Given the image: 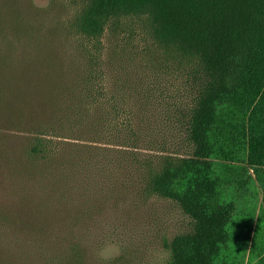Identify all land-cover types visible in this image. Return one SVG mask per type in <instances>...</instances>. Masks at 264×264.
Wrapping results in <instances>:
<instances>
[{"label":"rangeland","instance_id":"obj_1","mask_svg":"<svg viewBox=\"0 0 264 264\" xmlns=\"http://www.w3.org/2000/svg\"><path fill=\"white\" fill-rule=\"evenodd\" d=\"M86 3L0 0V264H169L171 241L194 231L153 180L193 154L199 57L161 43L148 14L86 36ZM38 125L54 141L46 155L32 151ZM230 166L219 200L236 203L234 240L219 262L264 264V187Z\"/></svg>","mask_w":264,"mask_h":264},{"label":"trees","instance_id":"obj_2","mask_svg":"<svg viewBox=\"0 0 264 264\" xmlns=\"http://www.w3.org/2000/svg\"><path fill=\"white\" fill-rule=\"evenodd\" d=\"M131 14H148L161 43L197 55L203 66L188 125L193 154L164 161L153 189L194 220L193 233L171 241L169 264H221L234 240L237 210L235 202L219 200L222 187L232 183L225 172L243 164L264 187V0H87L77 25L97 38L107 20ZM79 109L84 113L87 106ZM77 118L63 121L69 131L87 120ZM37 127L32 151L49 154L50 130ZM57 135L64 137L61 130ZM232 181L246 182L242 176Z\"/></svg>","mask_w":264,"mask_h":264}]
</instances>
